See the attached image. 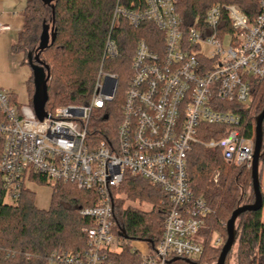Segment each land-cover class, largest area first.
<instances>
[{"label": "built area", "instance_id": "built-area-1", "mask_svg": "<svg viewBox=\"0 0 264 264\" xmlns=\"http://www.w3.org/2000/svg\"><path fill=\"white\" fill-rule=\"evenodd\" d=\"M250 2L249 13L222 3L201 22L187 25L178 0H119L104 60L119 57L112 34L124 22L145 35L136 43L114 138L98 141L89 126L92 114L115 100L116 74L101 69L88 105L59 107L43 121L31 103H17L0 86V177L6 201L16 202L42 182L51 189L71 185L98 198L81 210L92 222L85 247L53 252L46 264H200L211 208L190 187L188 157L200 146L220 150L230 165L251 169L255 153V133L243 136L242 120L257 82L264 81V0ZM149 24L153 33L144 29ZM8 30L0 20V32ZM126 175L158 186L169 197L156 245L120 236L114 193ZM211 244L219 248L223 239L215 236Z\"/></svg>", "mask_w": 264, "mask_h": 264}, {"label": "trees", "instance_id": "trees-1", "mask_svg": "<svg viewBox=\"0 0 264 264\" xmlns=\"http://www.w3.org/2000/svg\"><path fill=\"white\" fill-rule=\"evenodd\" d=\"M118 1L53 0L47 5L43 0H27L24 28L12 49L15 54L27 55V63L23 62L27 65L28 55L37 53L44 28L48 26L50 31L54 30V43L40 55V60L50 70L46 104L49 114L63 106L88 105L101 69L118 76L119 89L115 100L106 104L105 109L95 111L91 117L89 134L98 141L116 137L125 91L133 74L136 43L145 35L141 29H134L124 22L112 34L119 46V57L104 60L105 44ZM222 3L238 4L248 13L254 7L250 0H178V10L185 23L192 25L201 22L211 7ZM144 29L148 33L154 32V26L150 24L144 25ZM27 85L32 104L35 92L33 74ZM263 109L264 81L257 82L254 101L243 109V136L254 137L255 118ZM187 173L195 196L205 200L211 208L206 218L207 239L200 264H216L227 239L226 225L233 212L244 201L246 204L254 202L251 169L230 165L224 161L220 150L199 146L188 157ZM216 174H219L217 181ZM41 184L47 185L45 182ZM117 190L130 200L162 206L145 213L132 208L124 210L123 203L118 206L116 203L117 221L128 238L149 240L156 245L162 237L165 215L170 206L168 195L158 186L130 175H126ZM96 203L95 192L81 191L66 184L53 187L47 209L37 206L36 194L32 191H25L16 202L7 203L0 177V264H46L53 252L72 253L83 249L92 222L81 215V210ZM237 231V264H264L263 209L241 215ZM215 234L223 239V246L219 248L211 244ZM8 254L10 257L6 259Z\"/></svg>", "mask_w": 264, "mask_h": 264}, {"label": "water", "instance_id": "water-1", "mask_svg": "<svg viewBox=\"0 0 264 264\" xmlns=\"http://www.w3.org/2000/svg\"><path fill=\"white\" fill-rule=\"evenodd\" d=\"M45 4L51 5L53 0H43ZM56 34L54 30L50 31L46 26L40 38L37 53L33 56L28 55V65L32 70L34 77L35 92L32 97V106L35 115L40 121L48 118L46 111V104L49 99L48 95V82L50 80L49 68L40 60V55L43 51L49 48L54 43ZM255 153L253 157V163L251 167V179H252V191L254 195V202L251 204H244L237 207L233 212L230 220L226 225L227 239L221 250L218 261L216 264H226L227 258L233 250L237 240V223L241 215L247 212H258L263 209L264 198L261 191V175H260V163L264 160V109L255 118ZM120 236L128 238L124 229L121 230Z\"/></svg>", "mask_w": 264, "mask_h": 264}, {"label": "crops", "instance_id": "crops-1", "mask_svg": "<svg viewBox=\"0 0 264 264\" xmlns=\"http://www.w3.org/2000/svg\"><path fill=\"white\" fill-rule=\"evenodd\" d=\"M26 4L27 0H0V20L9 26L8 31L0 32V86L12 93L19 104L31 102L27 84L32 70L23 64V54L12 50L24 28Z\"/></svg>", "mask_w": 264, "mask_h": 264}, {"label": "rangeland", "instance_id": "rangeland-1", "mask_svg": "<svg viewBox=\"0 0 264 264\" xmlns=\"http://www.w3.org/2000/svg\"><path fill=\"white\" fill-rule=\"evenodd\" d=\"M226 45H228L227 42H226ZM23 56L25 58L23 62L27 63V55L25 56L23 54ZM251 101L252 102L254 101V96L251 98ZM260 175H261V191H262L263 198H264V160L261 161L260 163ZM218 177H219V174H216V176L214 177L215 180H218ZM31 189L36 194L37 205L43 209L48 208L50 206L51 195H52L51 187L49 185L38 184L36 186H32ZM114 195L116 196L117 206L119 205V203H123L124 210L128 208H132V209L143 211L145 213H149L151 211H156L160 209V204H158L157 206H154L150 204L149 202H143L140 200H130L127 198V196L123 192H120V190H117V189ZM7 203H10V202L7 201ZM244 204H246L245 201L242 203V205ZM263 211H264V205H263ZM215 236H218V234H215L214 237ZM237 250H238V245H235V247L233 248L231 254L229 255L227 259L226 264H237ZM212 264H215V263H212Z\"/></svg>", "mask_w": 264, "mask_h": 264}]
</instances>
